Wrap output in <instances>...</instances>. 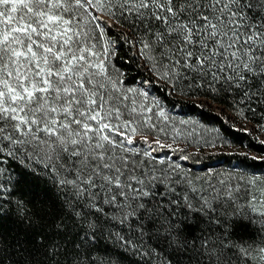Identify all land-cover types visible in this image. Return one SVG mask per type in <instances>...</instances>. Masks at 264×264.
<instances>
[{
  "label": "snow or ice",
  "instance_id": "obj_1",
  "mask_svg": "<svg viewBox=\"0 0 264 264\" xmlns=\"http://www.w3.org/2000/svg\"><path fill=\"white\" fill-rule=\"evenodd\" d=\"M254 131L264 0H0V264H264Z\"/></svg>",
  "mask_w": 264,
  "mask_h": 264
},
{
  "label": "trees",
  "instance_id": "obj_2",
  "mask_svg": "<svg viewBox=\"0 0 264 264\" xmlns=\"http://www.w3.org/2000/svg\"><path fill=\"white\" fill-rule=\"evenodd\" d=\"M160 95H163V92L161 91L159 93ZM191 106L189 105L188 107H185L182 111L180 109H177V111H180L181 114H190V115H198L201 111V109L196 108L192 111L189 112V108ZM212 119H215L214 114L211 117ZM204 119L206 121H209V117L205 116ZM219 121H217L218 123ZM254 135L258 136L259 139H264V134H261L259 132L254 131L253 133ZM232 136L234 139H236L237 141L239 140H243L244 144H239V145H233L232 147L229 148H225V149H220V151H227V152H233V151H239V152H248L249 154H262L264 153V146L260 145L259 142L257 140L252 139V136L247 134V133H243V132H233ZM245 145H247V147H245ZM231 160V162L233 164L238 163L242 157H238V156H213L211 158V161H209V157L207 155H202L201 156V160L202 161H206V162H214L216 160ZM191 162V161H189ZM192 163V162H191ZM201 165H197V167H200ZM10 238V237H9Z\"/></svg>",
  "mask_w": 264,
  "mask_h": 264
},
{
  "label": "rangeland",
  "instance_id": "obj_3",
  "mask_svg": "<svg viewBox=\"0 0 264 264\" xmlns=\"http://www.w3.org/2000/svg\"><path fill=\"white\" fill-rule=\"evenodd\" d=\"M184 163L188 164L189 166H191V164H192L191 162H184Z\"/></svg>",
  "mask_w": 264,
  "mask_h": 264
}]
</instances>
